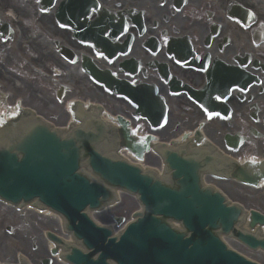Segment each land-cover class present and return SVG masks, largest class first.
<instances>
[{
	"label": "flooded vegetation",
	"instance_id": "obj_1",
	"mask_svg": "<svg viewBox=\"0 0 264 264\" xmlns=\"http://www.w3.org/2000/svg\"><path fill=\"white\" fill-rule=\"evenodd\" d=\"M84 65L153 88L168 109L161 133L202 124L206 143L264 171V0H0V120L18 104L42 113L16 85L32 99L51 91L69 117V104L98 86ZM39 243L46 256L48 240Z\"/></svg>",
	"mask_w": 264,
	"mask_h": 264
},
{
	"label": "water",
	"instance_id": "obj_2",
	"mask_svg": "<svg viewBox=\"0 0 264 264\" xmlns=\"http://www.w3.org/2000/svg\"><path fill=\"white\" fill-rule=\"evenodd\" d=\"M90 75L108 86L106 76L95 71ZM161 111L157 120L153 117L152 127L162 125L164 106ZM118 121L126 146L141 158L151 137L136 144L129 136L128 122L121 117ZM107 135V126L98 118L72 127L65 135L40 119L24 125L18 138L0 148V199L14 205L36 200L60 213L66 229L91 250L84 253L70 247L65 258L72 264H109L107 259L116 264H256L220 240L219 232L235 236L251 249H264V238L236 230L235 225L243 220L241 206L228 205L219 192L200 187L197 171L204 163L164 150L175 184L169 186L151 172L102 154L97 146ZM84 163L99 181L84 173ZM114 187L135 194L143 206V212L133 214L136 220L115 237L111 229L89 216L90 210L114 199ZM250 214L251 227L264 224L263 215ZM167 219L179 221L185 231L173 229ZM116 221L120 224L123 219Z\"/></svg>",
	"mask_w": 264,
	"mask_h": 264
},
{
	"label": "rangeland",
	"instance_id": "obj_3",
	"mask_svg": "<svg viewBox=\"0 0 264 264\" xmlns=\"http://www.w3.org/2000/svg\"><path fill=\"white\" fill-rule=\"evenodd\" d=\"M24 88L25 87H22L21 85H16L17 92L15 93L27 96V103H31L35 106L37 110L42 112L41 114H43L46 118L49 116L52 117L53 115L52 118L55 120L54 123L56 125H67L69 117L66 111L62 112L64 105L60 104V102L52 95L51 91L44 93L43 91H40L41 96H43V94L46 96V100H42L41 96H36L35 99H32L28 96V92L24 90ZM90 90L93 93H91V97L87 98L89 99L88 101H90V99H93L96 102L98 101L99 103L103 102V100L106 101L109 106L108 107L105 104L106 115H113L112 113L121 111L122 108L112 107V104L115 101H110L108 92L104 90V88L90 85V87H87L86 92L90 93ZM51 105L56 106L51 107ZM59 110H61V112H59ZM171 112L170 108L169 113ZM146 128L147 127L143 126L140 131L147 130ZM160 134L163 139L168 140L172 137L167 134V132H162ZM155 161L156 159L153 155H148L143 162H140V165L143 167L150 166L156 169L157 164ZM218 185L227 193L232 201H240L247 208L255 207L264 213V187L252 189L232 182L231 184L218 183ZM119 196V201L116 205L108 207L104 209V211L94 213L93 218L98 220L100 223L111 225L115 224V217H121L125 221H128L131 218L132 213L139 209V205L135 198L131 195L121 192ZM21 213H23L24 216H21L19 212H16L14 209L0 203V261H17V254H22L28 260L34 262V264H40V258L45 257L46 254L45 249L39 246L40 239H42V234L46 230L54 232L61 231L57 219L54 216H46L44 214L37 215L29 210H22ZM227 243L230 247L260 262L261 264H264V252H252L245 250L243 247L231 240H227ZM51 264L62 263L58 262V260H53Z\"/></svg>",
	"mask_w": 264,
	"mask_h": 264
},
{
	"label": "bare ground",
	"instance_id": "obj_4",
	"mask_svg": "<svg viewBox=\"0 0 264 264\" xmlns=\"http://www.w3.org/2000/svg\"><path fill=\"white\" fill-rule=\"evenodd\" d=\"M85 107L87 108V106H85ZM88 107H89V106H88ZM8 114H9V113H7V114L5 113V117L8 116ZM119 197H120V196L117 195V200H116V202L118 201V198H119ZM68 238L71 239L70 236H68ZM19 259H20L21 261L24 260L22 257H20Z\"/></svg>",
	"mask_w": 264,
	"mask_h": 264
},
{
	"label": "snow or ice",
	"instance_id": "obj_5",
	"mask_svg": "<svg viewBox=\"0 0 264 264\" xmlns=\"http://www.w3.org/2000/svg\"><path fill=\"white\" fill-rule=\"evenodd\" d=\"M105 59H107V57H105Z\"/></svg>",
	"mask_w": 264,
	"mask_h": 264
}]
</instances>
